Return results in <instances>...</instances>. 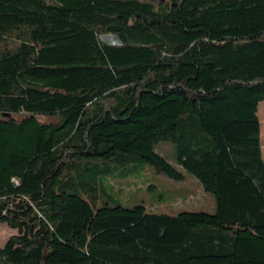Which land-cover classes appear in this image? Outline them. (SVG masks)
Segmentation results:
<instances>
[{"label": "trees", "instance_id": "1", "mask_svg": "<svg viewBox=\"0 0 264 264\" xmlns=\"http://www.w3.org/2000/svg\"><path fill=\"white\" fill-rule=\"evenodd\" d=\"M263 100L264 0H0V264H264ZM146 164L216 211L89 188Z\"/></svg>", "mask_w": 264, "mask_h": 264}, {"label": "rangeland", "instance_id": "2", "mask_svg": "<svg viewBox=\"0 0 264 264\" xmlns=\"http://www.w3.org/2000/svg\"><path fill=\"white\" fill-rule=\"evenodd\" d=\"M105 35L101 36L105 41ZM108 35V34H107ZM264 102L261 101L260 104ZM263 122L262 143L264 156V106L258 111ZM156 150L171 162H176L177 145L172 141L156 144ZM90 189L98 200H110L126 207L144 204L149 210L159 213L178 214L182 211H208L217 209L216 197L206 190L200 180L186 172V178L176 180L159 172L153 165H139L132 174L111 179L100 176L90 182ZM83 190V196L91 199L90 193ZM17 230L0 224V244L4 245Z\"/></svg>", "mask_w": 264, "mask_h": 264}, {"label": "bare ground", "instance_id": "3", "mask_svg": "<svg viewBox=\"0 0 264 264\" xmlns=\"http://www.w3.org/2000/svg\"><path fill=\"white\" fill-rule=\"evenodd\" d=\"M104 38H105V40H106L107 42H110V43H114V42L117 41V37H116L115 35H113V34L105 35Z\"/></svg>", "mask_w": 264, "mask_h": 264}, {"label": "water", "instance_id": "4", "mask_svg": "<svg viewBox=\"0 0 264 264\" xmlns=\"http://www.w3.org/2000/svg\"><path fill=\"white\" fill-rule=\"evenodd\" d=\"M109 34H112V33H109ZM114 35H115V34H114ZM115 36L117 37V41L114 42V43H112V44L120 43L121 40H120L119 36H117V35H115ZM105 41H106V40H105ZM106 42H107V41H106ZM108 43H110V42H108Z\"/></svg>", "mask_w": 264, "mask_h": 264}]
</instances>
